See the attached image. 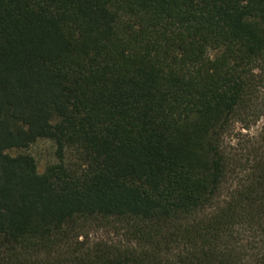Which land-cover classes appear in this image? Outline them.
Listing matches in <instances>:
<instances>
[{"label":"trees","instance_id":"1","mask_svg":"<svg viewBox=\"0 0 264 264\" xmlns=\"http://www.w3.org/2000/svg\"><path fill=\"white\" fill-rule=\"evenodd\" d=\"M263 118L264 0H0V264H264Z\"/></svg>","mask_w":264,"mask_h":264},{"label":"rangeland","instance_id":"2","mask_svg":"<svg viewBox=\"0 0 264 264\" xmlns=\"http://www.w3.org/2000/svg\"><path fill=\"white\" fill-rule=\"evenodd\" d=\"M264 133V118L258 122L256 125L252 126L250 130H244L242 125H237L236 129L232 135L231 145L239 146L245 142L257 138L258 136ZM36 159L39 173H44L46 168L56 163L55 157V147L52 142L47 140H41L35 143L28 151ZM16 154V152H12ZM111 239L112 236H109L104 231L99 230H90L87 238V242L94 243L100 239ZM83 240V239H81Z\"/></svg>","mask_w":264,"mask_h":264}]
</instances>
